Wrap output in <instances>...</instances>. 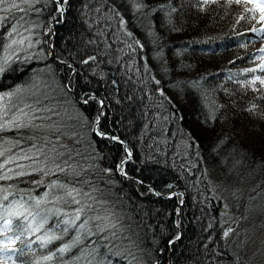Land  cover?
Returning a JSON list of instances; mask_svg holds the SVG:
<instances>
[{
	"label": "trees",
	"instance_id": "trees-1",
	"mask_svg": "<svg viewBox=\"0 0 264 264\" xmlns=\"http://www.w3.org/2000/svg\"><path fill=\"white\" fill-rule=\"evenodd\" d=\"M263 18L242 0H3L0 175L36 152L5 185L41 196L58 182L77 211L64 227L50 213L36 248L0 245V264H248V208L224 205L208 171L245 170L257 185L243 199L264 203ZM26 111L45 123L14 126Z\"/></svg>",
	"mask_w": 264,
	"mask_h": 264
},
{
	"label": "rangeland",
	"instance_id": "rangeland-1",
	"mask_svg": "<svg viewBox=\"0 0 264 264\" xmlns=\"http://www.w3.org/2000/svg\"><path fill=\"white\" fill-rule=\"evenodd\" d=\"M242 1L253 2V4L256 2L264 6V0ZM32 35L33 30L31 28L29 30L30 41L28 40V36L26 35L20 36L15 34L14 39H16L18 43L17 46L19 47V50H13L11 55L15 57V55H19L20 52L23 53V51L25 50L22 55L24 57L28 56V53L26 52L29 49L31 51L35 44V42H32ZM14 39L12 41H14ZM23 42L25 43L23 49L21 50L20 48ZM10 47L11 46L9 45L8 47H6V49ZM56 60L58 59L56 58ZM29 90L34 91L33 88H29ZM9 108H12V101L9 100V97L5 95L3 99L2 97H0V120L4 121L5 118H8V116L10 115ZM39 115L40 114H37L36 116ZM67 117L68 119L66 121L69 122H71L75 118L74 116L71 117L70 115H68ZM17 118L21 119L19 123L25 125L34 122L45 123V121L39 118H37L36 120H32L34 118L33 112L28 111H26L25 115L24 113L16 114V117H14V126H16ZM76 121L77 125H83L80 124L81 120L79 121L77 115ZM72 134L70 133V135ZM96 134L100 136L98 130L96 131ZM70 135L68 133V136ZM36 157V152L28 154L24 153L20 155L18 157V161H16L9 168L7 176L4 177L3 175H0V230H3L1 233L3 235V238L0 240V245H8L7 243L11 244V242H28L31 248H36L37 244H43V241H45L47 238V234L50 233L45 231L44 228H46L47 224L49 223V215L52 212H56L57 215L61 214L62 216V220L61 218L55 219L59 227H64L71 222H74V219L76 217L75 212L77 210H71V208L68 209L59 205V202L62 203L63 201L67 200L65 198L67 194V192L65 191L66 189L61 187L60 183L56 182L52 184L49 188L51 192L43 193L41 194V196H34L30 194L20 197H18L17 194L20 189L17 190L15 187L8 188V186L5 185V178L8 179L18 174L19 171L27 172V174L30 171H33V168L36 165L38 166L40 161ZM128 162H132V158L130 155L126 156L125 160H123L121 164H119V170L117 171L119 175L126 176V172L124 173V169L122 166ZM227 167L231 168L232 165L225 164L224 170H226L227 172L218 171V168H214L208 171L209 178L211 180L210 182L218 187L221 192L220 196L222 195V198L224 199V205H226L228 208L231 207L232 210L241 209L243 203L245 204V206H247L248 210L243 209V211L241 212L242 217L240 219V222L242 223V225L238 228L239 233H243V243L246 244L243 251L244 260L247 261L248 264H264V203H258L256 206L257 201H255L256 199H258L259 201L260 198L263 197V195L259 194L253 197H247V199H243V195L245 196L246 193H250L257 185V182L255 178L252 179L253 181L250 180L249 176L245 175V170L236 169L234 171L233 168L229 170ZM242 167L245 168L243 164ZM74 199H76V196H73V200ZM182 201H184L183 198ZM178 209L179 207L176 208L175 213L178 212ZM57 223L53 226H57ZM91 226L94 228L93 224ZM9 248L11 249L10 245Z\"/></svg>",
	"mask_w": 264,
	"mask_h": 264
},
{
	"label": "bare ground",
	"instance_id": "bare-ground-1",
	"mask_svg": "<svg viewBox=\"0 0 264 264\" xmlns=\"http://www.w3.org/2000/svg\"><path fill=\"white\" fill-rule=\"evenodd\" d=\"M4 53V52H3ZM4 55V54H3ZM24 57V56H23ZM7 58V57H6ZM8 59L10 60V62H11V64L13 65V63H19V62H21V60H19V59H17V57L15 58L14 56H12V55H9L8 56ZM7 61V60H6ZM13 67V66H12ZM15 68L17 69V67L15 66ZM14 68V69H15ZM13 70V69H12ZM15 71V70H14ZM110 74L112 75V77H114V81H115V85L117 86V78H115V75L113 74V72H110ZM102 111V109L100 110V112ZM101 119V118H100ZM98 128V124H96L95 125V127H94V129H93V134H96V131L98 130L97 129ZM97 135V134H96ZM98 136V135H97ZM98 137H102V136H98ZM109 137V139H111V140H113V141H117V140H119L118 138H114L113 136H111V135H109L108 136ZM123 145V147L124 148H126V145L125 144H122ZM129 156V155H128ZM172 187V185L170 184V186H169V189ZM262 194V193H261ZM183 199H184V197H183ZM184 202V201H183ZM180 205H182V203L180 204ZM176 214L177 213H175V217H176ZM175 242V241H174ZM173 243V242H172ZM172 243H171V245H172Z\"/></svg>",
	"mask_w": 264,
	"mask_h": 264
},
{
	"label": "water",
	"instance_id": "water-1",
	"mask_svg": "<svg viewBox=\"0 0 264 264\" xmlns=\"http://www.w3.org/2000/svg\"><path fill=\"white\" fill-rule=\"evenodd\" d=\"M181 203H183V201H182ZM181 203H180V204H181ZM174 241H176V239L172 240L171 243L174 242ZM171 243H170V247H171Z\"/></svg>",
	"mask_w": 264,
	"mask_h": 264
},
{
	"label": "snow or ice",
	"instance_id": "snow-or-ice-1",
	"mask_svg": "<svg viewBox=\"0 0 264 264\" xmlns=\"http://www.w3.org/2000/svg\"><path fill=\"white\" fill-rule=\"evenodd\" d=\"M3 2V0H0V3H2ZM15 6V5H14ZM0 71H2V69H0Z\"/></svg>",
	"mask_w": 264,
	"mask_h": 264
}]
</instances>
